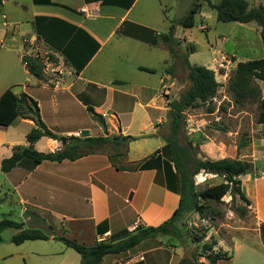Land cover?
<instances>
[{
  "label": "crops",
  "instance_id": "crops-1",
  "mask_svg": "<svg viewBox=\"0 0 264 264\" xmlns=\"http://www.w3.org/2000/svg\"><path fill=\"white\" fill-rule=\"evenodd\" d=\"M140 1L144 3V8L137 11ZM125 3L126 0L119 3L117 0H3L0 8V96L6 90H11L15 95L26 93L37 102L41 120L47 127L49 125L41 107L42 95L50 94L52 101H56L59 95L80 106L91 107L97 115L105 114L104 131L100 136L112 135L114 129L115 134L138 138L127 146L125 161L132 163L150 156L164 145L161 131L164 129L167 108L161 96L177 81L175 57H172L166 44L161 40L156 45L145 41L151 40L154 35L168 33L170 26H174L164 15L165 6L161 0H133L128 7ZM94 8L97 11L91 14ZM83 9L86 11L83 12ZM39 17L47 19L44 22L47 25L45 30L43 26L40 29V37L35 24V19ZM60 21L83 30L98 44V49L78 73L64 61L59 51L43 40V35H48L52 43L59 39L61 30L56 28H66L58 23ZM174 31L175 27L173 38L176 40ZM84 43L87 44L85 40ZM127 50H132L139 60L131 65L136 72L118 70L107 79L97 76L102 71L98 69L99 66L92 73L88 72L101 54L111 56ZM24 56H51L61 61L66 73L59 77L44 76V79L38 80L26 69L22 62ZM138 67L155 71L148 73ZM156 74L159 75L153 80L145 76ZM15 86H21L20 91L14 89ZM82 97L86 102H92L95 98L103 102L110 98L108 113L94 105H85L80 99ZM20 124L29 126L23 135V144L20 140L22 135H15L16 127ZM33 126L32 121L22 118L9 126H0V163L11 155L15 147L27 146L25 136ZM83 128L75 125L61 133L74 135ZM42 140L52 145L53 150L60 147L51 139L42 137L38 141ZM144 151L148 155L142 159L131 157L132 152L137 154ZM217 159L220 158L210 160ZM214 176L203 173L200 177ZM164 179L162 171L158 169L135 172L116 170L103 152L75 161H43L36 164L22 159L9 172L0 171V186L7 184L12 188L15 204L21 211V221L18 223H22L23 228H43L39 227V213L46 217L48 232L43 234L47 239L13 243V248L0 243V264H80L79 254L56 240V237L75 238L92 245L119 230H133L138 224L157 226L163 223L170 218L179 200L177 194L165 188ZM201 181L198 185L202 186L205 180ZM31 214L37 220L27 225L32 219L25 216ZM15 230V234L20 231ZM152 240L142 241L134 247L135 250L152 246ZM221 245L218 240L215 251H224ZM231 246L234 248L236 242L232 241ZM164 251L163 246L154 245L148 251L133 255L125 264H175L172 260L166 263L162 256ZM120 254L104 256L101 264H121L117 260Z\"/></svg>",
  "mask_w": 264,
  "mask_h": 264
},
{
  "label": "rangeland",
  "instance_id": "rangeland-1",
  "mask_svg": "<svg viewBox=\"0 0 264 264\" xmlns=\"http://www.w3.org/2000/svg\"><path fill=\"white\" fill-rule=\"evenodd\" d=\"M210 1L216 3L219 0ZM245 1L249 8L259 6L264 8V0ZM161 3L165 6L164 15L174 24V37L177 38L174 43H166L167 48L172 46L174 52L172 57H175V79L177 83L174 87L163 91L161 97L167 105L168 102L178 100L188 88L189 81L185 60L190 65L204 66L213 71L214 78L219 84L216 94L211 100L200 103L197 108H189L184 111V132L186 138L192 142L197 158L201 160L229 158L247 161L251 164L250 170L239 176L241 191L249 200V205L246 215L240 216L234 209L245 206L244 202L238 196H234L232 200V196L226 194L220 202L208 203L207 210L202 214H185L176 223L174 231L167 230L153 238L152 246H142L137 250L135 248L130 249L118 255L117 260L121 264H125L133 255L148 251L154 245H160L164 247L165 251L162 256L166 263L172 260L178 264L184 259L209 264L204 258L205 254L201 246L213 240L218 245L219 240L224 251L228 252L230 259L220 260L216 264H264V245L258 230L259 225L264 223V123L259 124L257 122L258 102L251 98L235 100L229 88V79L238 62L264 58V45L257 32V25L255 23L220 22L216 19L215 11L211 10L205 2H201L200 13L194 14V26L183 28L178 22L189 12L194 0H161ZM136 8L137 11L142 10L144 3L140 1ZM166 24L168 25L169 22ZM161 54L162 52H160ZM39 59L44 64L43 77H59L66 73V68L61 61L51 56H47V58L43 56ZM166 59H168V53H166ZM172 60L173 58L170 61L172 62ZM137 61L139 62L132 50L116 52L111 56L101 54L88 72L92 73L99 66L98 69H102V71L97 73V76L107 79L112 72L129 70L136 72L131 65ZM158 75L145 76L153 80ZM255 84L260 94L264 95V82L255 81ZM14 89L20 91L21 86H15ZM41 97H44L41 102L42 113L49 125L48 128L53 133L64 135L61 131L75 125L85 127L81 131L86 130L93 137L100 136L104 131L99 120L106 118L101 117L100 119L98 117V120H95L86 110V106H80L79 103L61 98L59 95L57 97L55 95L56 101L51 100L50 94ZM80 99L85 105H94L100 111L108 113L110 98H106L103 102L99 101L98 98L92 102H86L83 97ZM167 121L168 117L166 116L165 123ZM28 129L29 126L25 124L16 127L15 135L16 137L22 135L20 138L22 144L24 143L23 135ZM115 133L116 131L113 129V134ZM81 137V135L78 136V138ZM55 143L59 145V142L55 141ZM33 149L45 153L54 151L52 145L44 140L35 142ZM101 151L116 155L115 150L110 145L104 146ZM144 153L146 152L137 154L132 152L131 157L142 159L148 155ZM25 160L32 162L30 159ZM203 173H199L194 178V183L199 190L209 184H217L223 181L222 177L216 175V177H204L202 179L200 176ZM200 181H204V185H198ZM20 215L21 211L15 204L12 188L3 184L0 186V220L7 219L20 222ZM39 216V227L43 228L37 229L46 233L49 223L42 214L39 213ZM25 217L32 219V222L27 225H32L34 220H37L32 214ZM43 223L44 226H42ZM15 233L14 228H7L0 232V243L13 248L14 245L10 242V238ZM197 239H199L198 242ZM76 241L86 246L90 245L87 241ZM232 241L236 242L234 248L231 246ZM35 243L41 244V242ZM217 245L213 248L214 250ZM107 263L109 264V262Z\"/></svg>",
  "mask_w": 264,
  "mask_h": 264
},
{
  "label": "trees",
  "instance_id": "trees-1",
  "mask_svg": "<svg viewBox=\"0 0 264 264\" xmlns=\"http://www.w3.org/2000/svg\"><path fill=\"white\" fill-rule=\"evenodd\" d=\"M2 1L0 0V8ZM117 2L119 3L120 0H117ZM132 2L133 0H126L124 5L128 7ZM201 2H205L211 10L215 11L216 19L220 22L255 23L261 42L264 45V8L261 6L249 8L245 0H219L216 3H212L210 0H194L189 12L178 22L181 27L191 28L194 26V14L200 13ZM46 20V18L40 17L35 19L38 37L41 36L40 29H42V26L44 30L47 26L44 24ZM58 23L66 27L65 29L56 28L61 30L59 39L52 43L48 35H43V40L59 51L64 56V61L78 73L98 49V44L83 30L64 24L61 21ZM144 30L152 33L151 30L145 28ZM173 30L174 26L171 25L168 33L154 35L151 40L145 41L150 45H156L159 40L164 44L174 43ZM84 40L87 44L84 43ZM169 52L171 55L174 53L172 46L169 47ZM22 62L33 77L38 80L44 79V64L41 59L24 56ZM185 67L189 86L178 100L168 102L166 105L168 121L163 124L164 132L161 133L165 142L164 145L155 150L150 156L132 163H126L125 161L127 146L131 141L138 139L137 137L122 136L121 134L96 137L88 135L81 138L73 135H57L41 120L37 102L26 93L15 95L11 90H6L0 96V126H9L18 118L30 120L34 124L25 136L27 146L15 147L9 157L1 160L0 171L2 173H7L17 167L22 159H30L36 164L43 161H75L81 157L100 152L104 149V146L110 145L116 152V155L107 153V158L113 168L130 172L151 169L161 170L165 178V188L179 197L178 205L170 218L157 226L138 224L133 230H119L110 234L107 239L96 241L89 246L79 243L75 239L63 236L56 237V240L61 241L65 246L79 254L80 264H101L102 258L106 255H117L126 252L146 239L156 238L167 230L174 231L176 223L185 214H202L207 210L208 203H218L226 194L231 195L232 200L234 196H238L244 202L245 206L234 210L240 216L246 215L249 200L241 191L239 176L249 171L251 164L247 161L229 158L201 160L197 158L192 142L186 138L184 111L189 108H197L200 103L211 100L215 96L219 84L215 80L212 70L204 66L190 65L187 60H185ZM138 69L148 73H154L155 71L146 67H138ZM255 81L264 82V58L238 62L233 75L229 79V88L235 100L251 98L258 102L257 122L263 124L264 95L260 94ZM86 110L95 120H98V117L101 119L91 107L87 106ZM99 122L104 128V120L101 119ZM42 137L59 142L60 147L46 153L34 150L33 144ZM201 172L222 177L223 181L199 190L194 183V178ZM7 228L20 229L17 234L11 237V242L14 244L29 240L47 239V236L38 230L23 228L22 223L7 219L0 220V232ZM258 230L264 245V223L259 225ZM196 241L198 242L199 239ZM215 246L216 242L214 240L201 246L205 254L204 258L209 264H216L220 260L230 259L226 251H215L213 249ZM178 264L201 263L183 259Z\"/></svg>",
  "mask_w": 264,
  "mask_h": 264
},
{
  "label": "built area",
  "instance_id": "built-area-1",
  "mask_svg": "<svg viewBox=\"0 0 264 264\" xmlns=\"http://www.w3.org/2000/svg\"><path fill=\"white\" fill-rule=\"evenodd\" d=\"M82 11L84 12V11H86V10L83 9ZM96 11H97V10H96L95 8L92 9V13H91V14H95ZM99 116L102 117V118H104L106 115L102 113V114H99ZM79 135H80V133H75L73 136H75V137L77 136V137H78Z\"/></svg>",
  "mask_w": 264,
  "mask_h": 264
},
{
  "label": "water",
  "instance_id": "water-1",
  "mask_svg": "<svg viewBox=\"0 0 264 264\" xmlns=\"http://www.w3.org/2000/svg\"><path fill=\"white\" fill-rule=\"evenodd\" d=\"M80 135L82 136V137H85V136H88L89 135V132L88 131H81L80 132Z\"/></svg>",
  "mask_w": 264,
  "mask_h": 264
}]
</instances>
